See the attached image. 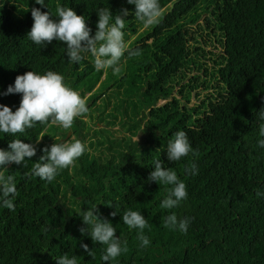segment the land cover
I'll return each mask as SVG.
<instances>
[{
    "label": "trees",
    "instance_id": "16d2710c",
    "mask_svg": "<svg viewBox=\"0 0 264 264\" xmlns=\"http://www.w3.org/2000/svg\"><path fill=\"white\" fill-rule=\"evenodd\" d=\"M174 1L160 0L161 17L145 26L127 0H44V7L35 0H0V93L27 71L61 74L88 110L113 89L116 104L98 121L117 122L128 133L110 139L103 129L92 130L83 120L87 112L69 129L37 122L23 133L0 132V149L9 150L16 139L37 148L31 160L7 166L17 191L10 197L14 211L0 202V264H56L65 254L76 256L77 264H105L106 246L80 233L81 210L93 205L128 249L107 264H264V196L256 195L264 193V147L257 144L264 139L258 113L264 107V0H178L167 13ZM58 5L84 16L92 35L99 8L113 16L127 9L124 40L134 37L128 49L141 54L129 57L126 51L114 74L112 68L97 71L94 57L93 64L85 58L69 62L58 40L33 43L26 36L31 9L55 20ZM204 32L216 38L219 54L205 51ZM200 87L208 93L200 96ZM194 96L198 102L190 105ZM20 100L21 94L0 95V104L13 112ZM102 102L105 110L109 97ZM177 131L186 132L197 155L168 161L167 144ZM68 132L86 145L84 154L51 183L32 175L40 149L61 143ZM97 135L106 139L95 140ZM157 160L186 184L187 198L176 208L160 207L172 185L147 179ZM192 163L195 175L185 172ZM127 210L148 221L147 247L137 239L140 230L123 223ZM172 213L190 220L186 233L164 227Z\"/></svg>",
    "mask_w": 264,
    "mask_h": 264
},
{
    "label": "clouds",
    "instance_id": "9594fccd",
    "mask_svg": "<svg viewBox=\"0 0 264 264\" xmlns=\"http://www.w3.org/2000/svg\"><path fill=\"white\" fill-rule=\"evenodd\" d=\"M35 3L44 7V0H35ZM129 5H134L136 18L145 26L158 22L163 13L160 0H127ZM57 19H52L48 11L41 12L39 8L31 9L33 24L27 37L35 44L46 45L55 41L66 45V56L69 62L78 63L88 54L94 57V67L97 71L112 68L114 74L119 73L117 66L128 51L129 57L139 56L140 50H129L124 40L125 17L129 16L127 9H121L113 16L109 8H99L96 12L97 23L94 35L87 26L84 16L77 15L71 8L57 6ZM21 94L19 107L13 112L8 106L0 104V132L5 134L23 133L39 122L40 124L58 125L64 129L72 127L74 119L88 112L86 100L80 94L64 83V77L53 71L40 75L27 71L15 78L14 85H9L2 96ZM264 102V101H262ZM260 119L264 120V107L258 112ZM50 122V123H49ZM260 136L264 137V124L259 127ZM139 137V136H138ZM136 137V142H138ZM36 141V144L40 142ZM259 147H264V139L257 141ZM9 150L0 149V202L10 211L15 210L13 199L16 195V184L13 175H5L10 164L21 165L25 160L36 156L37 148L33 143H24L22 140H12L8 144ZM40 151L43 153L39 160L33 163L31 174L41 180L51 183L58 175V170L74 165L75 161L86 151V145L79 139L71 138L61 143H53ZM192 153L187 134L177 131L174 138L167 144L168 161H179ZM185 172L195 175L198 169L195 163L185 168ZM148 181L172 185L167 189V195L160 204L163 209H173L187 198L186 184L178 179L171 168H165L160 160L154 162V170L148 176ZM258 197L264 193L257 191ZM82 223L81 235H89L91 240L105 245L101 260L107 262L115 260L122 252H127V247H122L121 240L116 236V229L107 219H100L97 205L87 210H81ZM112 217L116 212H111ZM123 223L129 228L139 229L137 239L141 247L150 244L149 239L143 234L148 226V221L140 212L127 210L122 216ZM190 220L179 218L175 213L164 217V227L186 233ZM83 251L92 256L93 253L87 244H80ZM56 264H77V257L62 255Z\"/></svg>",
    "mask_w": 264,
    "mask_h": 264
},
{
    "label": "rangeland",
    "instance_id": "374dc122",
    "mask_svg": "<svg viewBox=\"0 0 264 264\" xmlns=\"http://www.w3.org/2000/svg\"><path fill=\"white\" fill-rule=\"evenodd\" d=\"M202 38L201 41L203 42V45L205 46V51H212V53L214 54H219L222 51V48L220 47V45L216 42V38L212 37V36H207L205 34V32L202 34ZM134 37L131 38L130 41L133 40ZM128 41L126 43V45H128V43L130 42ZM92 55L88 54L86 55L84 58L89 62L93 64V60H92ZM208 58H212V56H207ZM211 65V63L208 62V66ZM119 67V64L117 65ZM103 79V77H102ZM113 90V89H112ZM112 90L108 91L106 93L105 96H101V98L99 99V101L97 102L96 106H91L89 107V110L87 112V115L83 118L84 121L88 122L90 126L92 127V130H99V129H103L105 135L104 136H108L110 139L112 138H116V139H120L121 137H124L126 135H128V133L126 131H124L122 129V127L116 122L115 125H107L106 122H99L98 119L101 117V112L104 111L105 115L109 114L112 112L113 107L116 104V98H114V94L112 92ZM213 91V90H210ZM197 92H200V96H203L205 94H207L208 92L205 91L203 89V87H200ZM88 96V95H87ZM107 97H109L110 99V104L105 108V110H103V100L107 99ZM196 102H198V98L197 97H192L191 98V102L190 105L195 104ZM163 101L160 102V104H162ZM103 116V117H107V116ZM107 121H111L110 118H106ZM95 124L97 125V127L95 126ZM92 134V132H90ZM69 136L66 137L65 139L61 140L62 142L67 141L71 138H74V136L72 135L71 132H68ZM139 138V137H138ZM97 139H106L105 137H101L100 135H97L95 140ZM133 141H136V137H133L132 139Z\"/></svg>",
    "mask_w": 264,
    "mask_h": 264
},
{
    "label": "water",
    "instance_id": "95a60500",
    "mask_svg": "<svg viewBox=\"0 0 264 264\" xmlns=\"http://www.w3.org/2000/svg\"><path fill=\"white\" fill-rule=\"evenodd\" d=\"M177 2H178V0L172 2V3L169 5V8H168V10H167V13H170V12L173 11L174 6H175V4H176ZM68 136H69V134H67V137H68Z\"/></svg>",
    "mask_w": 264,
    "mask_h": 264
}]
</instances>
